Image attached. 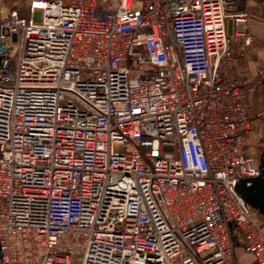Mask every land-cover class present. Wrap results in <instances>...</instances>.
Segmentation results:
<instances>
[{"label": "built area", "instance_id": "obj_1", "mask_svg": "<svg viewBox=\"0 0 264 264\" xmlns=\"http://www.w3.org/2000/svg\"><path fill=\"white\" fill-rule=\"evenodd\" d=\"M235 5L3 8L0 264H236L231 228L264 264V217L236 191L257 157L229 75L254 49Z\"/></svg>", "mask_w": 264, "mask_h": 264}, {"label": "crops", "instance_id": "obj_2", "mask_svg": "<svg viewBox=\"0 0 264 264\" xmlns=\"http://www.w3.org/2000/svg\"><path fill=\"white\" fill-rule=\"evenodd\" d=\"M5 1L9 6L16 0ZM97 1L99 6L104 9H114L117 4V0ZM235 1L233 13L246 15L248 33L254 39V49L247 48V55L234 62L229 75L249 88L246 103L252 113V128L246 134V151L257 157L258 168L259 160L264 153V79H258L255 76L254 67L257 64H264V0ZM228 32L231 33V22H228ZM241 47L240 42L234 43L235 49ZM231 232L236 250L242 255H247L242 249L241 236L233 228H231Z\"/></svg>", "mask_w": 264, "mask_h": 264}, {"label": "trees", "instance_id": "obj_3", "mask_svg": "<svg viewBox=\"0 0 264 264\" xmlns=\"http://www.w3.org/2000/svg\"><path fill=\"white\" fill-rule=\"evenodd\" d=\"M236 191L251 209L264 217V153L259 160L256 175L249 180H241Z\"/></svg>", "mask_w": 264, "mask_h": 264}, {"label": "rangeland", "instance_id": "obj_4", "mask_svg": "<svg viewBox=\"0 0 264 264\" xmlns=\"http://www.w3.org/2000/svg\"><path fill=\"white\" fill-rule=\"evenodd\" d=\"M7 7V2L5 0H0V16L3 8ZM236 254V264L238 259V264H256L254 259L249 255H242L238 250H235ZM241 254V256H239Z\"/></svg>", "mask_w": 264, "mask_h": 264}, {"label": "water", "instance_id": "obj_5", "mask_svg": "<svg viewBox=\"0 0 264 264\" xmlns=\"http://www.w3.org/2000/svg\"><path fill=\"white\" fill-rule=\"evenodd\" d=\"M15 39V37H13ZM5 50L4 48L1 46V42H0V60H1V55L4 54ZM5 65V62L0 63V67H3Z\"/></svg>", "mask_w": 264, "mask_h": 264}]
</instances>
